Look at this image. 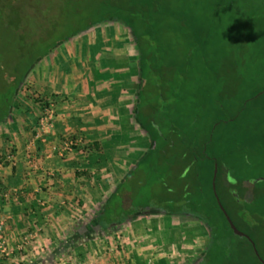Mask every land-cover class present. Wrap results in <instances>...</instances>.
I'll use <instances>...</instances> for the list:
<instances>
[{
    "label": "crops",
    "instance_id": "1",
    "mask_svg": "<svg viewBox=\"0 0 264 264\" xmlns=\"http://www.w3.org/2000/svg\"><path fill=\"white\" fill-rule=\"evenodd\" d=\"M123 27L93 23L24 74L0 121V264H194L203 253L205 229L183 215L139 214L107 234L75 235L149 145L135 121L136 52ZM44 102L53 113L37 140ZM67 138L76 142L63 150Z\"/></svg>",
    "mask_w": 264,
    "mask_h": 264
},
{
    "label": "trees",
    "instance_id": "2",
    "mask_svg": "<svg viewBox=\"0 0 264 264\" xmlns=\"http://www.w3.org/2000/svg\"><path fill=\"white\" fill-rule=\"evenodd\" d=\"M223 1L241 19L245 32H251L250 42L255 41L257 52L262 54L263 74L256 88L245 96L232 99L230 105L224 104L226 98L218 94V103L214 107L212 105L217 113L212 121L196 119L193 115L197 109L195 104L187 106L190 107L188 109L176 102L180 97L179 90L162 89L166 79L160 70L163 67L174 70L177 63L174 59L167 60L157 55L164 53L158 38L151 36L150 44H145L143 37L149 32L147 27L141 30L139 26L126 25L117 17H107L121 21L130 32L135 47V121L145 132L149 145L98 207L92 219L86 224L78 221L74 225L78 228L75 235L107 234L139 214L183 215L198 221L207 233L204 251L194 264H264L254 255L245 238L232 234L218 209L210 185L215 165L214 191L218 202L234 227L244 233L255 247L246 230L255 228L253 221L247 220V215L264 221V188H259L264 186V176L253 172L254 169H262L260 174H264V0H215V6ZM22 4L23 0H0V121L8 116L24 74L48 49L37 55L34 49L32 51L35 36L30 39L32 31H26L19 23V6ZM133 4L145 7L146 2L133 0ZM99 21L102 19L96 22ZM245 32L242 31L240 39ZM21 34L28 37L22 39ZM8 59L12 61L11 66L4 68ZM145 83L149 85V92L143 96ZM165 98L170 101H164ZM257 103L260 104L253 106ZM203 105H198L203 112L211 110V105ZM254 153L257 157L251 158ZM138 166L144 167L142 175L146 182L136 186L128 184ZM133 194H139L142 199L134 203ZM246 212L249 214L245 215ZM251 234L256 235L255 231ZM235 242L244 243L246 247L242 249Z\"/></svg>",
    "mask_w": 264,
    "mask_h": 264
},
{
    "label": "rangeland",
    "instance_id": "3",
    "mask_svg": "<svg viewBox=\"0 0 264 264\" xmlns=\"http://www.w3.org/2000/svg\"><path fill=\"white\" fill-rule=\"evenodd\" d=\"M143 1L146 2L145 7L140 4L139 7L134 6L133 0H23V6H19V23L26 31H32L30 39L35 36L32 41L35 55L57 45L82 27L101 19L111 21L107 17H117L126 25L139 26L141 30L147 27L149 32L143 37L145 44H150L151 36L158 38L164 53L157 55L167 60L174 59L177 63L174 70L170 67L160 70L166 79L162 89L179 90L180 97L176 102L188 109L190 107L187 106L195 104L197 109L193 115L198 120L212 121L215 118L217 113L213 107L218 103V94L226 98L224 104L230 105L232 99L245 96L259 85L263 74L262 54L257 52L255 41L250 42L251 32H245L241 19L226 7L224 1L217 7L215 0ZM123 28L130 35L128 29ZM243 30L246 34L240 39ZM27 37L21 34L22 39ZM11 62L5 60L4 68L10 67ZM142 92L143 96L149 92L147 83ZM164 101L170 100L165 98ZM199 104L211 105V110L205 113ZM255 157L257 154H251V158ZM143 169L138 166L128 184L136 186L145 183ZM261 170L254 169L253 172L264 176L260 174ZM259 188L263 189L264 186ZM263 197L260 198L261 202ZM140 198L139 194L132 195L134 203ZM247 216L255 228L246 231L255 243L257 257L264 263V221ZM252 231L256 235H252ZM237 244L242 249L246 247L244 243L235 242Z\"/></svg>",
    "mask_w": 264,
    "mask_h": 264
},
{
    "label": "built area",
    "instance_id": "4",
    "mask_svg": "<svg viewBox=\"0 0 264 264\" xmlns=\"http://www.w3.org/2000/svg\"><path fill=\"white\" fill-rule=\"evenodd\" d=\"M41 112L38 118V123H37V129L34 132V138L37 140H42L43 139V134L47 131V128L50 125V121L52 118V105L51 103H41ZM76 142L75 139L72 138H67V140L64 141L63 144V150L68 149L71 147L72 144ZM5 195V193L3 194ZM0 254H5L4 247L0 244Z\"/></svg>",
    "mask_w": 264,
    "mask_h": 264
},
{
    "label": "water",
    "instance_id": "5",
    "mask_svg": "<svg viewBox=\"0 0 264 264\" xmlns=\"http://www.w3.org/2000/svg\"><path fill=\"white\" fill-rule=\"evenodd\" d=\"M215 173H216V166L214 165L213 166V170H212V176H211V180H210V185H211V189H212V192H213V196L215 198V201H216V204L218 206V209L222 213V215H223V217H224V219H225V221H226V223L228 225V228L231 230L232 234L235 235V236H237L238 238H245L250 243V245L252 247V251H253L254 255L257 257V253L255 251V248H254L251 240L244 233L240 232L239 230H237L234 227V225L231 223V221L229 220L228 216L226 215L225 211L223 210L222 206L219 204L218 199H217V197L215 195V191H214V177H215ZM259 261L261 263H263L260 259H259Z\"/></svg>",
    "mask_w": 264,
    "mask_h": 264
}]
</instances>
